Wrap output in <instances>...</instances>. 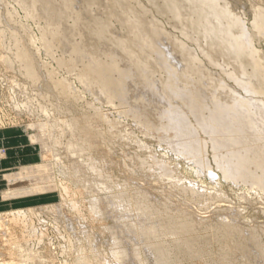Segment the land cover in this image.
Returning <instances> with one entry per match:
<instances>
[{
	"label": "bare ground",
	"instance_id": "6f19581e",
	"mask_svg": "<svg viewBox=\"0 0 264 264\" xmlns=\"http://www.w3.org/2000/svg\"><path fill=\"white\" fill-rule=\"evenodd\" d=\"M12 1L23 10L27 19L39 22L38 36L28 30V24L15 22L14 13H7L4 16L0 14V48L3 50L5 48L6 32L9 34L13 48L12 56H4L3 62L5 59L8 60L4 63L9 68L16 65L19 74L29 81V85L39 87V91L36 90V96L45 98L47 94H51L53 97L62 98L65 103H69L68 105L71 106L77 99L80 100L82 94L89 93L97 105L92 103L93 105L90 107L93 113L88 114L87 118L79 119L73 115L74 117L70 120L60 122H51L48 119L42 123H29L30 125L26 126L13 125L16 134H21L28 142L29 147L36 149L37 153L30 155L31 160L38 159L39 163L35 165H21L24 159H20L17 150H8L5 129L0 130V166L2 167V164L5 166V168L0 169V185L6 184L4 186L6 192L0 194L2 200L5 199L3 202L41 194L55 195V191L60 194L59 202L49 204L46 208H43L44 205L22 208L14 214L9 213L8 208L10 207H7L4 210L8 212L4 210L0 212V220L11 218L15 221L27 214H33L35 211L39 214L43 211H49V213L57 215L58 221L59 218H62L68 222L72 218V214L82 205L80 204L78 207L77 203L79 202L74 199L78 193L81 196L90 195V200L89 198V201L87 200V208L91 214L90 218L93 222L97 219L95 222L97 223L101 220L100 217L106 216L107 212L104 207L106 200L104 199L105 202L102 204V199L95 196L96 192L109 191L110 194L108 195H112V197L109 196L111 198H108L110 203L119 210L121 209L120 211H123L128 218H136L134 222L123 221L122 227L131 235V239H129L145 241L142 246L144 249L140 250H146V253L152 256L150 260L153 259L151 261L155 264H200L201 261L204 264H264V222L253 224L252 227L247 226V228L242 225L244 222L237 221L240 216L236 217L233 213L235 211H233L234 216L232 215L233 218L229 221L221 219L219 222L216 221L217 224L213 227L212 224L209 225L206 230L209 229L210 234H204L208 237L203 238V234L201 237L197 232L200 231L199 226L204 221L207 222L206 219L197 218L194 213L182 207L180 210L174 209L175 211L170 213L166 212L167 214L162 216L161 211L164 207L150 204L151 195L155 197L153 192L150 194L148 191L151 187L148 190L145 187L146 191L137 190L140 185H137L138 180L136 181L134 178L136 171L130 172L129 170V175L127 174L125 181L122 179L124 182L118 184V181H114L110 177L111 174L110 176L104 174L103 169L108 167V164L101 163L100 160L96 162L95 155L90 156L89 154L95 150L98 152V154L95 152L98 156H100L99 153L104 155L105 141L113 138L112 133L108 135L102 131L103 126L101 131H98L96 127L106 124L110 133L111 130L117 129L116 125L119 124L110 120L107 114L102 113L100 105L117 106L120 117H130L134 124L143 128V132L151 136L154 135V137L157 136L160 141L168 145L178 158H184L186 161L194 163L198 172L202 171L210 177L212 176L206 159L207 151L210 150L216 169L221 173L224 180L235 186L247 187L260 199L262 196L264 197V0H246V3L250 5L252 15L249 26L242 18L241 13L243 12H240V9L243 10V8L239 9V6L232 0H146L157 15L165 18L171 28L184 41L178 36L168 34L162 23L154 17L153 10L137 0ZM114 24L118 25V33L115 32ZM257 44L260 47H257ZM40 52H43L48 61L55 62L56 69H48L49 63L41 60ZM56 52H60L61 56L57 57ZM122 63H124L123 66H121ZM42 69H46L44 78H42L43 74L41 75ZM58 69L61 71L63 69L70 76H74L82 87V91H76L77 88L74 89V84L65 76L62 79L55 78ZM24 91L21 89L22 93H25ZM53 97L52 99L55 100ZM24 103L26 109H29L30 105L33 104L30 99ZM43 107L40 110L47 113L48 110ZM64 107L66 106L64 105ZM56 111L58 112V109ZM150 111L154 116L156 115L157 124L150 120ZM33 133L37 134L34 135ZM66 135L71 136V139L66 141L67 144L63 142ZM18 141L20 138L16 139V143L19 145ZM59 146L65 149L67 157L68 154H74L78 151L89 154L88 158L82 160L81 163L75 162L76 160L73 161V158L72 164L69 162L71 166L64 167L67 170V176L63 174L68 182H73L76 185L74 188H77L78 191H72L66 184L68 183L67 180L66 182L64 180L59 181L57 175L53 176V173L44 171L45 163L54 159L53 152ZM110 148L112 150V147ZM24 150L21 149L20 151L23 152ZM12 151L15 156L10 158ZM107 155L105 154L103 158H106ZM113 155L115 156V154ZM68 160L70 161V159ZM110 163L112 162H109V165ZM116 164L119 166L118 162ZM140 165L143 172L156 173L159 180L176 179L171 180L172 184L169 182L172 185L170 187L175 188L178 194L185 193L191 202L203 206H209L210 201L213 204L214 196L209 197L191 187L178 185L177 176L174 175L177 173L171 169V164L150 155L147 159L145 157ZM89 172L95 176L91 185L88 184L89 186L84 187L82 183L85 180L83 181L82 175L91 174ZM211 172L213 173V171ZM137 173L136 178H139ZM89 176L88 178H90ZM156 176H152V179ZM144 177L147 178L145 175ZM135 181L137 188L133 185ZM116 190L117 193L114 194ZM156 192L159 193V191ZM159 194L161 197V193ZM165 195L167 196V194ZM169 195L166 199L170 197ZM3 206L5 207V204ZM221 211L218 213L221 214ZM229 214H226L225 217ZM215 216L217 217V215ZM116 218L114 216V219ZM100 224L97 223V225ZM6 227L5 230L8 229ZM113 227L115 228V226ZM206 230L204 229V231ZM103 231L100 228V233ZM115 231L114 236L110 239V243L113 241L112 245L118 247L115 248L114 246L112 247L114 250H110L115 260L123 261L125 258L134 257L139 264H149V258H140L138 248L125 250L122 247L125 240L122 242L121 238L123 237L118 236L119 232ZM92 235H94V239L99 240L98 234ZM163 237H169V240L162 239ZM87 239L90 247L86 246L88 251H81L80 249V253L87 255L77 259L80 261L79 264L105 263L106 261L95 249L97 240H94L93 237ZM81 241L85 242L84 239ZM212 241H217L220 244L217 245L219 247L217 256L210 250ZM119 247L121 248L119 249ZM211 253L213 257L212 255L209 257Z\"/></svg>",
	"mask_w": 264,
	"mask_h": 264
},
{
	"label": "rangeland",
	"instance_id": "374dc122",
	"mask_svg": "<svg viewBox=\"0 0 264 264\" xmlns=\"http://www.w3.org/2000/svg\"><path fill=\"white\" fill-rule=\"evenodd\" d=\"M27 1L30 2V0H27ZM137 1H140L142 4H144L148 8H151L150 5L146 2V0L145 1L144 0H137ZM232 1H234L235 4H237L239 6V9L240 8H243V10L240 9V12H243L244 13V14L241 13L242 18L246 21L247 26H249L250 23H251V18H252V15H251V12H250L251 11L250 5L248 3H246L247 2L246 0H239L241 2H239L238 0H232ZM236 1H237V3H236ZM239 4H241L242 6L243 5H245V6L242 7ZM259 5L261 6L260 3H259ZM152 10H153L154 17L159 22L162 23L164 29L166 31H168V34H171V35H174V36H178L179 38H181L179 36V34L173 28H171V26L167 23V20L165 18L158 16L157 13L155 12V10L154 9H152ZM15 11L17 12V14H16ZM11 12L14 13L15 20H16L15 22L23 23V24L26 23V25L28 24L27 25L28 30L30 32H32L33 34H35L36 36H38L37 34H38V24H39V22H36V21L30 20V19H27L25 17V14H24L23 10L14 1H12V0H0V14H2L4 16L7 13H11ZM17 20H19V21H17ZM114 26L116 28L115 29V32L117 31L116 33H118L119 32L118 31V25L117 24H114ZM6 31H8V30H6ZM6 34H7V37H5V40H4V42H5V48L6 49L4 48V50H3L2 48H0V130L1 129H5L6 140L8 142L7 143L8 150L9 151L10 150H13L14 151V149L17 150L18 154H20V157H21L20 159H24V161H23V163L21 165H28V164L35 165V164H38L39 161H38V159L37 160H31L30 155L31 154H36L37 153L36 149L29 147L28 142L26 141V139L21 134H19V135L16 134V130L13 128V125H20L21 124V125H25L26 126V125H30L31 123H35V122H36V124L37 123H42V122L47 121L48 119L51 122H60V121H63V120H70L72 117H74L73 115H75L79 119H81L83 117L84 118L85 117L87 118L90 114L93 113V110L91 109L90 106L93 105V104H96L97 105V103H95L92 95L89 94V93L82 94L80 100L77 99L75 101L76 103L74 102V104H76L77 107H74L76 105L72 104L74 108L72 107V105L69 106L68 105L69 103L68 104L65 103V101L62 98L53 97V95H51V94H47L45 98L36 96L37 95L36 90L39 91L38 90L39 87L36 88V87H33L32 85H29V81L25 80L22 77V75L19 74L16 65H14V66H12V67L9 68L6 65V63H4V62H6L8 60L5 59V61L3 62V58H5L6 56L7 57H11L12 56V53L11 52H13L12 44L10 43L11 41L9 39V34L7 32H6ZM23 36H24V34H23ZM24 40H25V36H24ZM182 41H184V40L182 39ZM10 44H11V46H10ZM257 47H260V45L257 44ZM39 54L41 56L40 57L41 60L43 59V61H46V62L48 61L47 58L44 56L43 52H40ZM56 55H57V57H59V56H61V53L60 52H56ZM49 61H48V63H49V68L48 69H50V70L56 69L55 68L56 67L55 62L54 61H51V60H49ZM123 64L124 63H122L121 66H123ZM50 66H52V67H50ZM14 69H15V71H14ZM45 74H46V69H42L41 70L42 78L45 77ZM64 76H65V78H68L72 84H74L73 87H74V89L77 88L76 91H78V92L79 91H82V87L80 86L79 82L76 80V78L74 76H70V74H68L63 69H62V71H61V69H58L55 78L62 79V78H64ZM16 78H18V79H16ZM24 83H26V84H24ZM131 87L133 88L132 85H131ZM21 89L22 90H25L24 91L25 93H22L21 92ZM44 91H45V89H44ZM18 95H19V97H18ZM52 97L55 98V100L52 99ZM29 99L32 101L33 104L30 105V108L29 109H26L25 106H24L25 105L24 102H26V100H29ZM39 100H42V101H39ZM43 100H45L46 102L43 101ZM151 100H152V97H151ZM39 102H41V103L43 102V103L42 104L41 103L39 104ZM54 102L56 104H53ZM78 104H79V106H78ZM64 105L66 107H64ZM43 106H45V107H43ZM82 106H84V107H82ZM41 107H43L46 110H48L47 113H43L40 110ZM59 108H60V110H59ZM57 109H58V112L56 111ZM67 109H68V111H67ZM100 109H101V112L102 113H104L105 115L107 114V117L110 120L116 121L119 124L116 125L117 126V129H113L114 131L111 130L110 133L108 131L109 128H108V126L106 124L105 125H100V126L96 127V129L98 131H101L100 129H102V126H103L102 131L106 132V134H108V135H110L112 133L113 138L110 136V138H112V139H108V141H110V142H108L107 140L105 141V143H104V146L105 147L103 149V154L104 155H102V153H99L100 156H98L97 155L98 152L95 151V150H92V152L93 151L94 152L93 153L92 152L89 153L90 156L91 155H95L94 159L96 160V158H97L96 162H98L100 160L99 162H101V163L102 162L103 163H107L108 165L107 164L106 165L108 167H104V169H103V172H105L104 174L107 175V176L108 175L110 176V174H111L110 177L114 181L115 180L118 181V184H121V183H123L125 181L124 179L129 175V170H130V172L131 171H133V172L136 171V172H134V178H135L136 181L138 180L137 181V185H140V186H138V188H137L136 181H135V184L133 182V185H134V187L137 188L138 191H146V189L148 190V188H150V187H151L150 189H152L156 185V187L152 189L153 191L150 190V189L148 190V191H150V194L153 192L152 194H154V196H155V197H152L153 195H151L150 200L152 199V201H150V204L152 203L153 206H159V205L163 206L164 208H162L163 210L161 211L162 216L164 214H167V213H170L172 211H175L174 209H179V210L182 209V208L183 209H188L187 211H190L191 213H194L197 218H202L203 217V219H206L207 220V222L204 221L205 223L203 222L202 223L203 225L201 224L199 226L200 227L199 228L200 231L204 227H205L204 229L206 230V228H208V226L211 225V224H212L211 226L213 227V225L217 224V222H219L221 219L222 220H228L229 221L231 218H233L234 215H236V217H239L240 216L237 221L240 222V223L244 222V223H242V225H245V227H247V226L252 227L253 224L255 225V224L259 223V222H260L259 224H262V222H264V214H263V210H264L263 209L264 208V203H263L264 202V197L262 196L261 199H260L256 195H254V192L252 193V191H250L247 187H244L243 185H237V186H235L234 184L230 183L229 181L224 180L223 177H222V175H221V173L216 169V166H215V164H214V162L212 160V156H211V151L210 150L207 151L206 159H207V161L209 163V166L208 167H209L210 173L212 174L211 177L207 173H205V172H202V171L201 172L200 171L198 172L197 166L194 163H192V162L190 163V161L188 162L184 158H180L179 157L180 158L179 159L176 156V154L171 151V149L168 147V145L165 142L160 141L157 138V136L154 137V135L151 136V135H148L146 132H143L142 131L143 128H141L140 126L134 124L133 120L130 117L129 118L128 117H122V116L120 117L119 114H118V107L117 106H110V105H107V104H102V105H100ZM30 111H31V113H30ZM59 111H61V113H59ZM74 112H75V114H74ZM69 113H71V114H69ZM149 115H150L149 117H151L150 120L153 123H155L157 121V120H155L156 119L155 118L156 115L154 116V114H152V112ZM157 122L155 124H157ZM115 130H116V132H115ZM33 131L35 132L36 130H33ZM35 134H37V133H35ZM68 136H69V139H68ZM68 136L66 135V138L63 139V142H65V144H67L68 140L71 139L70 138L71 136L70 135H68ZM19 138H20V141H18V143H19V145H18L16 143V139H19ZM117 139H118V141H116ZM114 140H115V142H113ZM20 142H21V145H20ZM108 145L110 147H112V150L113 151L111 150V148ZM114 146H115V148H114ZM21 149H25V150L23 152H21L20 151ZM63 149L64 148H61V146H59V147H57L55 149V151L53 152V154H54V157L53 158L54 159L51 158L52 160H48L49 161L48 162L49 165H48V163H45L46 165H45V170L44 171L47 170V172L49 171L48 173H50V174L53 173L52 174L53 176H56L57 175L56 177H57V179L59 181L60 180H62V181L64 180L66 182V180H67V178H66V176H67V170L64 167L67 166V165L72 164L71 162H73L75 160H76L75 162L78 161L79 163H81L82 160L88 158V155L89 154L86 153V152H80V151H78V152H76L74 154L73 153L70 154V155L68 154V157H67L66 156L67 152L65 151V149L64 150ZM104 150H105V152H104ZM114 150H115V152H114ZM13 151L10 152V158H13L15 156V153ZM64 152H66V153H64ZM110 152H112V154H110ZM149 153H150V155H154L157 159L163 160V161L171 164V166H172L171 169L172 170H175L174 173H177V174H174V175L177 176V179H178L177 180V183H178V185H180V186L183 185L185 187H191V188H193V189H195V190H197L199 192L205 193L209 197H213L214 196L215 198L213 200V204H212V201L209 202V206L208 205L207 206H203V205L195 204V203H193V202H191L189 200L188 196H186L185 193L183 194V192L181 191L183 195L181 193L178 194V191H176L175 188L170 187V186H172L171 184L173 183V182H171V180L174 181L176 179H171L170 180V179H166L165 178V179H160L161 180L160 181L159 178L156 176L157 175L156 173H153L154 174L153 175L152 173H146L145 171L143 172L142 171L143 169L141 168L140 162L143 159L145 160V157H146V159L149 158L150 157V155H148ZM105 154L106 155L108 154L106 156V158H109V156H110V158L107 159L109 161H107L106 158H103L105 156ZM113 154H115V156ZM80 156H81V158H80ZM65 157H67V158H65ZM75 157H77V158L75 159ZM111 158H113L114 160L111 159ZM134 158L135 159L137 158V159L135 160ZM68 159H70V161ZM72 159H73V161H72ZM140 159H142V160H140ZM104 160H106V161H104ZM132 161H133V163H132ZM69 162H70V164H69ZM109 162H112V163H110L111 166L109 165ZM117 162L119 163V166H118V164H116ZM134 164H137L138 166L137 165H134ZM51 165H52V167H51ZM70 166H68V167H70ZM116 167H118V168H116ZM136 168L138 170H135ZM107 169L109 170V172H107L108 171ZM210 169H212V170H210ZM52 170H54V171H52ZM104 170H106V171H104ZM65 171H66V173H65ZM141 171H142V173H146V174L140 173ZM211 171H213V173L214 174L216 173V174L214 175ZM89 173H91V172H89ZM136 173L138 174L137 177H139V178H136ZM82 174H84V173H82ZM92 174L93 173H91V174H85L84 176L82 175V178H84L83 181L85 180V182L82 183V185H84V187L91 185V183L93 182L92 179L94 178L95 174H93V176H92ZM141 174H142V176H141ZM147 174H148V176H147ZM88 175H90L89 176L90 178H88ZM144 175L147 178H145ZM0 176H1V174H0ZM149 176H150V178H149ZM152 176H156V177H154V179H152L153 178ZM85 178L86 179L88 178V179L86 180ZM163 180H164V182H163ZM166 181H167V183H165ZM67 182H68V180H67ZM66 184L69 186V188H71L72 191H78V190H76L77 188L76 189L74 188V187H76V185L73 182H68ZM72 184H73V186H72ZM144 184H146V185H144ZM5 185H6L5 183H3L2 185H0V194L6 192V187H4ZM157 185H159V186H157ZM145 187H146V189H144ZM164 187H166V188H164ZM4 189H5V191H4ZM169 189H171V190H169ZM172 189H173V191H172ZM156 191H159V193H161V197H160V194L158 192H156ZM55 192H56L55 195H45V194H41V195H37V196H33V197H28V198H18V199L12 200L13 202L12 201H8V200H6V201L3 202V200H5V199L2 200V198L0 197L1 198V200H0V212H3L2 210H4V209L6 210L7 207H10V208H8L9 213H14V214H16V211L17 210L22 209V208L41 207L43 205H44L43 208H46V206L49 205V204H56V203L59 202V200H60V194H58L59 192H57V191H55ZM116 193H117V190H116V192L114 194H116ZM211 193H212V195H211ZM106 194L107 195L110 194L109 191L96 192V195H95V196L100 197L102 199L101 200L102 204H104V202H105L104 199L106 200V203L105 204L109 203L106 206L104 204V207H105L106 212H107L106 213V216L100 217L101 220L97 221V223L99 222V224H100V222H102L100 225H97V223H95L97 219L95 220V222H93L92 219L90 218L91 214H90V212H89V210L87 208L88 207L87 202L90 200V195L84 194L83 196H81V195H78V193H77V195H75L74 199H75L76 202L77 201L79 202V203H77L78 204V207H79L80 204H82V205H80L79 208L77 207L78 209L76 210V212H74V214H76L75 217H74V214H72V218H70V220L68 222L65 221L64 219L62 220V218H59V221H58L57 215L56 214H53V213H49V211H43V212H40V214L39 213H36V211H35L33 214H29L30 216L27 214L25 217H21L20 219H16L15 220L16 222L14 220H11V218H5L3 220L1 219L0 220V235H2L3 237L0 236V246H1L0 247V262H1L0 264H79L80 261H78L77 259L80 258L81 256H86L87 255L86 253H85V255H83L84 253H80V249H81V251H84V250H87L88 251V248L87 247H90V246H89V242H87L88 241L87 238L90 239V237L91 238L93 237V239H94V235H92V234H95V236L98 234L97 236H98V239L99 240H97L96 238L94 239V240H97V242H98L96 244L97 247L95 249L100 254L101 258L106 261L105 263L104 262H101V264H139L138 262H136V260L134 259V257H131V259L130 258H127V259L125 258L123 261L115 260L112 257V254H111L110 250L113 251L114 248H112V247H114L115 245H112L113 244V241L110 243V241H111L110 239H112V237L114 236V230H116L115 232H117V233L119 232L118 233V236L123 237V238H121V241L122 242L125 240L123 242V244H122V247L125 250L127 249V251H129V250H134L135 248L136 249L138 248L139 255L141 256L140 258L141 259H143V258L144 259H146V258L148 259L149 258V260H150V257L152 258V256L149 255L148 253H146V250H144L145 252L142 251L144 249V247L142 248V246L144 245V242L145 241L144 242L143 241H137L136 239H133V238H132V240H130L131 239V237H130L131 235H129V233L122 227L123 226V223H124L123 221H131V222L133 221L134 222V221H136V218L135 217L128 218L124 214L123 211H120L121 209L119 210V208H116L115 205H113L112 203H110L111 201H109L108 198H111L112 195H108L107 196ZM165 194H167V196ZM168 194H170L169 195L170 196L169 197L170 199L168 198L170 200V202H169L168 199H166V197H168ZM250 194H252V195H250ZM5 195H6V193H5ZM86 195H88V196H86ZM163 195H165V197H163ZM172 195H174V196H172ZM109 196H111V197H109ZM171 196H172V203H171ZM244 197H245L246 200L245 199L243 200ZM88 198H89V200H88ZM66 199L68 200L67 197H66ZM153 199L156 200V201H154ZM162 199H164V200L162 201ZM251 201L254 202V203H252ZM168 202L171 203V204H169ZM174 202H176V203L174 204ZM249 202L252 203V204H250ZM259 203H260V205H259ZM4 204H5V207L3 206ZM108 207H110V208H108ZM173 207H175V208H173ZM80 209H82L81 212H79ZM168 209H169V211H167ZM215 210H216V212H215ZM221 210H223V211H221ZM219 211H221V214L218 213ZM233 211H235V212H233ZM5 212H8V211H5ZM111 212L114 213V214H112ZM232 212L235 213V214L233 215ZM6 214H8V213H6ZM82 214H83V217H82ZM121 214L123 216L124 215L125 216L123 217ZM198 214H200V215H198ZM226 214H229V215H227V217H225ZM215 215H217V217ZM219 215H220V217H219ZM114 216H115V218L116 217L117 218L114 219ZM228 216H230V217H228ZM76 217H77V219H76ZM102 219H103V221H102ZM118 219H120V220L118 221ZM62 221H64V222H62ZM204 224H206V225H204ZM112 225L115 226L116 229ZM116 225H118V226H116ZM33 226H36V227L34 228ZM77 226H78L79 229L77 228ZM100 226H102V227H100ZM5 227L8 228V229H10V230H8V229L5 230ZM66 227H68V228L66 229ZM121 227L125 231L124 232L123 229H122L121 232H124L123 234L120 232ZM100 228L104 230L101 233H100ZM204 229H202L201 232L199 231V233L197 232V234L198 235L203 234L204 237L202 235H201V237L206 238V236L208 235L207 233L210 234V232H208L210 230L208 229V230H206L207 231L206 232V231H204ZM97 230H98V233H97ZM109 230H111V231H109ZM12 231H13V233H12ZM28 232H29V234H28ZM68 232H69V234H68ZM87 232H88V234H87ZM8 233H10V234H8ZM85 234H86V236H84ZM89 234H91V235H89ZM110 234H112V235H110ZM124 234H127V235H124ZM204 234H207V235L205 236ZM122 235H124L125 237L122 236ZM30 236H32V237H30ZM75 236L78 238L79 241L77 240V238ZM82 237H85L86 239L85 238H82ZM21 239H23V240H21ZM81 239L82 240L84 239L85 242L84 241H81ZM162 239H165V240L168 239L169 240V237H165V238L163 237ZM12 242H14V243H12ZM218 244L219 243L217 241L216 242H213L212 241V245L210 246V250H212V252H214V255H216V256L218 255L217 254L218 253V249H219V247L217 246ZM69 247H70V249H69ZM116 247L117 246H115V248ZM85 248H87V249H85ZM120 248L121 247H119V249ZM72 249L77 254L74 253L72 251ZM119 249H117V250H119ZM140 249H142V250H140ZM213 249H214V251H213ZM11 250H12V252H11ZM215 251H217V252H215ZM7 253H9V254H7ZM30 253L32 255H34V256H32ZM48 253H49V255H48ZM140 253H142V254H140ZM35 254H37V255H35ZM50 254H51L52 257L50 256ZM211 255L213 257V254L212 253L209 255V257H211ZM34 257L35 258L37 257L36 260H34L35 259ZM128 259H130V260H128ZM29 260H31V261H29ZM151 260H153V259H151ZM151 260H150L149 264H151V263L155 264ZM49 261H50V263H49ZM202 263L204 264L203 261L200 262V264H202ZM97 264H99V263H97Z\"/></svg>",
	"mask_w": 264,
	"mask_h": 264
},
{
	"label": "crops",
	"instance_id": "0c3cea01",
	"mask_svg": "<svg viewBox=\"0 0 264 264\" xmlns=\"http://www.w3.org/2000/svg\"><path fill=\"white\" fill-rule=\"evenodd\" d=\"M1 168H5L4 164H2V167L0 166V169H1Z\"/></svg>",
	"mask_w": 264,
	"mask_h": 264
}]
</instances>
